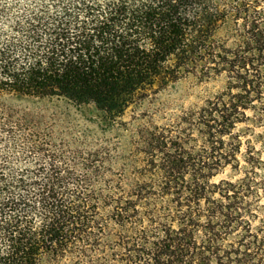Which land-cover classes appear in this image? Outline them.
Instances as JSON below:
<instances>
[{
    "label": "trees",
    "instance_id": "obj_1",
    "mask_svg": "<svg viewBox=\"0 0 264 264\" xmlns=\"http://www.w3.org/2000/svg\"><path fill=\"white\" fill-rule=\"evenodd\" d=\"M0 264H264V0H0Z\"/></svg>",
    "mask_w": 264,
    "mask_h": 264
},
{
    "label": "rangeland",
    "instance_id": "obj_2",
    "mask_svg": "<svg viewBox=\"0 0 264 264\" xmlns=\"http://www.w3.org/2000/svg\"><path fill=\"white\" fill-rule=\"evenodd\" d=\"M212 91V90H211ZM180 92L186 93V95L182 98H178L180 96ZM210 90L204 89L202 87H195L194 85L183 83L179 90L178 94L173 95V100H175V104L172 106L171 111H175V109L180 105H184V107L189 106L191 103H194L202 98H204ZM25 105H30L33 108L39 107L45 111V113L52 115L56 114L57 120H63L72 122L75 127L81 129H95L94 121L97 119V113L92 108H76L74 106H67L64 102L58 100H50L43 101L40 104H34L31 101L24 102ZM131 112H128L125 116L126 120H130Z\"/></svg>",
    "mask_w": 264,
    "mask_h": 264
}]
</instances>
